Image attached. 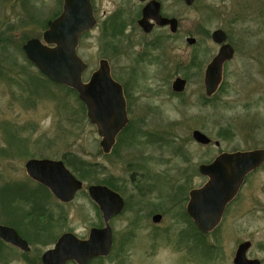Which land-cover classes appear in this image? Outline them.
Here are the masks:
<instances>
[{
    "label": "rangeland",
    "instance_id": "374dc122",
    "mask_svg": "<svg viewBox=\"0 0 264 264\" xmlns=\"http://www.w3.org/2000/svg\"><path fill=\"white\" fill-rule=\"evenodd\" d=\"M239 3L232 6L239 21L228 23L239 37L238 56L212 97H206L204 83L197 78L181 96L173 91L175 74L169 72L173 65L167 60L174 53L156 61H164L163 69L147 62L146 55L140 63L138 56L144 51L124 45L116 51V42L99 29L83 38L78 52L90 66L85 80L100 60L108 61L133 101L131 126L108 155L78 96L45 79L22 49L29 40L42 38L63 0H0V187L17 183L34 187L26 178L25 164L44 154L48 145L62 146L53 157L68 155L85 189L104 184L127 200L125 211L112 223L118 241L112 255L116 264H212L209 243L222 242L224 251L230 252L235 245L228 235H264V223L246 222L244 233L229 225L202 236L182 222L186 202L178 205L179 199L207 183L201 165L223 153L264 148V0ZM108 8L111 5L104 0L103 9ZM195 131L212 143H197ZM79 196L69 207V225L89 230L101 224L97 207L86 193ZM157 213L165 218L154 225L152 216Z\"/></svg>",
    "mask_w": 264,
    "mask_h": 264
},
{
    "label": "flooded vegetation",
    "instance_id": "af4514ba",
    "mask_svg": "<svg viewBox=\"0 0 264 264\" xmlns=\"http://www.w3.org/2000/svg\"><path fill=\"white\" fill-rule=\"evenodd\" d=\"M106 1L111 5V8H108V10L103 9L104 0H90L95 26L93 29L82 34L78 51L81 48L83 38L99 29L102 34L108 33L112 42L120 43L118 45L115 43L116 51L117 48H121L119 45H124L126 48L128 47L127 49L133 48L140 52L144 51V53H140L138 56L140 63L144 62V55H146L147 62L155 64L157 63L156 61L160 62V58H168V53H174L175 56H171L167 60V62L170 61L173 65L169 72L171 75L175 74L172 86L178 79L186 83L183 92H175L177 95L181 96L185 92L188 83L194 78H197L200 82L203 81L206 97H212V95H215L220 90L221 85H223L226 79V69L238 56L236 43H238L239 37L237 36V32L231 30L230 25L239 21L240 14L234 8L236 5L240 6L239 2L241 0ZM64 4L65 1L63 0L62 10L57 17L63 13ZM194 14L197 15V18ZM56 18L52 19V21ZM214 23L217 25L215 28H213ZM217 32H221L224 35L225 41L217 42L214 39V34ZM247 35L251 36L249 32ZM223 49H226L227 57L224 56V60L220 64L221 75H219L218 85L215 91L211 95H208V69L220 56ZM149 52H153L155 55H151ZM165 53L167 54L165 55ZM101 61L105 60H100L98 68L91 73L90 78L99 70ZM167 62L165 61V63ZM85 64L87 65V71L84 73V82L87 83L85 76L89 74L90 66L87 62ZM108 65L112 78L116 81L109 62ZM157 65L161 68L166 67L164 61L157 63ZM217 79L215 78V81ZM209 80L213 79L209 78ZM120 85L123 89L129 123L125 130L117 137L116 144L111 152L115 149L119 137L131 126L130 110H132L133 101L127 92V87H124L122 84ZM100 147L102 149L101 143ZM58 148H62V146L48 145V147L43 149L44 154L34 156L29 161L46 160L60 162L77 179L81 180L77 175L76 169L70 164L68 155L61 156L59 159L53 157L55 153H58ZM47 153H51L50 156ZM214 160L208 164L213 163ZM28 162L24 167L27 175L26 178L34 184V187H30L29 183H17L19 186L15 185L11 188L10 186L0 187V264H116V260L112 259V255L116 250L118 241L115 235V227L112 223L127 207V200L122 194L107 185L93 184L107 187L115 194L120 195L124 201L123 210L119 214L114 215L109 221L112 234L109 253L106 255L97 254L101 251L100 243L86 245V242L90 241L94 230L105 229L107 225L99 205L89 194L90 186L85 189V182L83 181L84 187L74 195L73 201L63 200L57 197L52 188L29 175L27 171ZM61 180L62 185L66 184L65 179ZM194 190H191L186 198L179 199L178 205L186 202L184 205L185 211L183 212L184 221L182 222L191 224L197 230L196 224L187 211L191 200V193ZM82 193H86L93 205L97 207L100 220L102 221L101 224L94 225L89 230L72 228L73 223L70 226L69 218L67 217L69 216V207L73 206ZM180 200H182V204H179ZM156 217H160L159 222L155 221ZM164 218L165 215L163 214H154L152 216V223L159 225L164 221ZM220 220L218 226L206 234L208 237L222 226L232 225L237 227L240 233H244L243 228L246 222L251 223L252 226L257 225V222L264 223V163L245 177L237 194L226 205L222 219ZM234 234L228 235L229 240L235 245L230 252L224 251L222 242L208 244L210 263L239 264L241 262L242 264H264V235L257 237L256 233H254L244 237L242 235L237 236L236 233ZM127 241L128 243L130 242V236L127 237ZM91 248L93 251L98 252H90ZM153 248H156V246ZM81 256L88 257V260L80 262L79 257ZM239 256H244V258L238 260Z\"/></svg>",
    "mask_w": 264,
    "mask_h": 264
},
{
    "label": "water",
    "instance_id": "95a60500",
    "mask_svg": "<svg viewBox=\"0 0 264 264\" xmlns=\"http://www.w3.org/2000/svg\"><path fill=\"white\" fill-rule=\"evenodd\" d=\"M64 10L60 17L48 23L43 39L34 38L23 46L28 61L39 72L55 84L66 86L79 94L80 100L88 109V117L102 137L101 146L109 154L116 143V138L129 123L123 89L112 78L109 65L101 61L99 70L87 83L83 76L87 65L78 55V46L82 34L94 28L90 0H64ZM217 42L225 41L221 32L214 34ZM223 49L220 56L208 69V95L215 91L221 75V63L227 51ZM209 78L213 80H209ZM215 78H218L215 81ZM186 83L180 79L173 84L174 92H183ZM193 139L201 145H210L212 140L199 131L193 133ZM219 147L220 143L215 144ZM264 163V149L223 153L213 163L203 164L199 171L209 181L200 189L191 193L188 213L203 234L213 231L222 219L228 202L233 198L245 177ZM31 177L45 184L55 192L57 197L73 201L74 195L83 188V183L60 162L31 160L27 164ZM66 184L62 185V180ZM91 198L99 205L107 227L94 230L86 245L100 243L101 251L97 254H108L111 245L110 219L124 208V201L104 186L89 188ZM156 222L160 217L155 218ZM92 249V248H91ZM243 251V250H241ZM70 252V251H69ZM90 252H98L93 251ZM244 252V251H243ZM244 256H239L238 260ZM80 262L88 257H79ZM239 264H242L241 262Z\"/></svg>",
    "mask_w": 264,
    "mask_h": 264
},
{
    "label": "trees",
    "instance_id": "16d2710c",
    "mask_svg": "<svg viewBox=\"0 0 264 264\" xmlns=\"http://www.w3.org/2000/svg\"><path fill=\"white\" fill-rule=\"evenodd\" d=\"M59 14H57V15H55L54 17H53V19L54 18H56L57 16H58ZM47 28V26L45 25V29ZM44 29V30H45ZM41 38V37H40ZM31 39V38H30ZM23 49V48H22ZM43 76V75H42ZM44 77V76H43ZM45 78V77H44ZM46 79V78H45ZM49 81V80H48ZM50 82V81H49ZM52 83V82H51ZM53 84V83H52ZM54 85H56L57 87H61V88H65V89H67L68 91H70V93H72V94H74L75 96H77V93L75 92V91H73V90H71V89H68V88H66V87H62V86H59V85H57V84H54ZM83 106V105H82ZM84 107V106H83ZM81 180H83V178L81 177L80 178ZM84 181V180H83ZM199 232V231H198ZM199 234H200V232H199ZM201 235V234H200Z\"/></svg>",
    "mask_w": 264,
    "mask_h": 264
}]
</instances>
